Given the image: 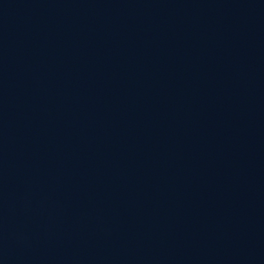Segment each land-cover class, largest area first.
Wrapping results in <instances>:
<instances>
[{"label": "water", "instance_id": "95a60500", "mask_svg": "<svg viewBox=\"0 0 264 264\" xmlns=\"http://www.w3.org/2000/svg\"><path fill=\"white\" fill-rule=\"evenodd\" d=\"M0 264H264V0H0Z\"/></svg>", "mask_w": 264, "mask_h": 264}]
</instances>
